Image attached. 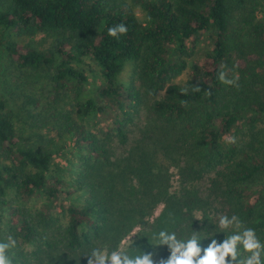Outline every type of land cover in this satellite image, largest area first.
<instances>
[{
    "label": "trees",
    "instance_id": "obj_1",
    "mask_svg": "<svg viewBox=\"0 0 264 264\" xmlns=\"http://www.w3.org/2000/svg\"><path fill=\"white\" fill-rule=\"evenodd\" d=\"M3 2L0 28L52 38L42 50L4 43L23 72L20 103L36 127L22 141L0 96V240H16L13 264H87L82 255L110 253L135 226L145 231L159 203V230L178 237L237 214L264 240L262 0ZM117 24L127 31L113 38ZM203 35L210 47L190 62ZM84 57L97 66L93 81L75 65ZM188 67L191 75L177 80ZM143 107L138 137L115 156L111 143L128 142ZM65 148L70 178L53 162ZM152 243L138 237L126 250L166 258V247Z\"/></svg>",
    "mask_w": 264,
    "mask_h": 264
},
{
    "label": "clouds",
    "instance_id": "obj_2",
    "mask_svg": "<svg viewBox=\"0 0 264 264\" xmlns=\"http://www.w3.org/2000/svg\"><path fill=\"white\" fill-rule=\"evenodd\" d=\"M126 31L125 25L117 24L108 29V35L119 38ZM195 219L204 221V217ZM138 231L139 228H133L131 235L121 244L135 248L131 238ZM221 233L224 238L218 239ZM153 241L152 246L166 247L168 252L167 257L158 262L153 259L152 252L141 251L142 254L134 255L119 245L110 253L104 249H93L90 254L82 256L87 257V264H264V240L237 214L220 215L215 222V230L200 232L193 229L187 237H178L175 231L161 229L153 233ZM16 246L17 242L11 236L0 240V264H13L10 250Z\"/></svg>",
    "mask_w": 264,
    "mask_h": 264
},
{
    "label": "rangeland",
    "instance_id": "obj_3",
    "mask_svg": "<svg viewBox=\"0 0 264 264\" xmlns=\"http://www.w3.org/2000/svg\"><path fill=\"white\" fill-rule=\"evenodd\" d=\"M3 1L4 0H0V7L3 3H5ZM127 1L130 2V0ZM262 1L264 2V0ZM134 10L139 16L141 15L139 7H134ZM7 40H13L17 44L21 45H31L42 50L47 49L52 44V38L42 32H38L34 35L21 36L17 34V31L15 29L9 30L0 28V96L6 100L8 109H11V113L19 129V135L22 138H25L22 141H26L27 135L36 127L32 125L33 121L26 116L25 109L21 107V93H23L22 91H28V89H26L25 84H22L23 72L19 71V69L14 65V63L10 61V58L8 57L4 49V43ZM209 47V38L206 35L201 36L195 49V53L192 58L189 59V61L193 62L200 58L203 52L209 49ZM75 65L79 70H81L85 75L88 76V79L90 81H93L92 79L98 77L97 66L90 58L84 57L82 62L75 63ZM190 75L191 69L190 67H188L186 71L180 77H178L177 80L186 79ZM129 76L130 67L127 66L122 72L121 78L127 80ZM146 116L147 112L145 110V107H143L140 110L139 114L134 118L133 123L129 127L128 142L126 144H120L116 140H113L111 145L114 149L115 156H120L121 154H123V152L127 150L133 143L134 139L138 137L139 127L146 119ZM73 161V156L68 153V148L63 149L60 152H55L53 155V162L59 166L58 170L55 169L56 172H58L59 174H63V176H65L66 178H70L71 172L73 171ZM170 171L171 189H177L179 187V175L177 173V170L173 167L170 168ZM199 185L201 184L199 183ZM73 195L75 202H79L84 198V196H79L76 194ZM163 210V203H159L154 207L151 216L147 217L149 218L150 226L146 227L145 231H143V227L140 225L133 227L140 229V231L134 234V236L131 238L133 240V244L138 240V237L141 240L145 238L153 240V233L159 231L158 224H156L154 219L155 217H158L163 212ZM197 215L199 216L198 212ZM131 231L122 240H126L128 236L131 235ZM119 246L126 247L125 245L121 244V242ZM26 247L27 249H31L30 245H27ZM154 248H156V250L158 249L157 246H154ZM150 252L153 253V259L156 261L158 253H155V251Z\"/></svg>",
    "mask_w": 264,
    "mask_h": 264
}]
</instances>
